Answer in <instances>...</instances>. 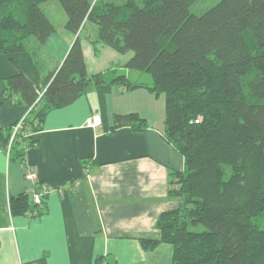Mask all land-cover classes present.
Listing matches in <instances>:
<instances>
[{"label":"trees","instance_id":"16d2710c","mask_svg":"<svg viewBox=\"0 0 264 264\" xmlns=\"http://www.w3.org/2000/svg\"><path fill=\"white\" fill-rule=\"evenodd\" d=\"M46 1L0 0V54L27 51L31 36L40 49L57 30L41 7ZM58 1L76 37L44 78L32 81L21 69L5 78L0 105L17 98L26 110L11 145L19 119L0 127V150L13 158L15 149L24 163L47 113L92 85L163 94L164 135L184 157L182 171L170 170L169 196L181 205L160 213V238L141 237L142 247L171 244L173 264H264V0H220L201 14L190 11L197 0ZM88 22L96 24L93 38L84 33ZM85 37L131 52L125 66L149 73L151 83L116 70L89 73ZM146 125L137 113L114 115L115 128ZM47 196L40 204L30 192L11 196L12 214H42Z\"/></svg>","mask_w":264,"mask_h":264},{"label":"crops","instance_id":"0c3cea01","mask_svg":"<svg viewBox=\"0 0 264 264\" xmlns=\"http://www.w3.org/2000/svg\"><path fill=\"white\" fill-rule=\"evenodd\" d=\"M66 19L40 49L32 41L27 51L0 54V101L5 78L18 69L35 81L61 65L76 37ZM95 33L92 26L88 34ZM83 49L89 73L116 70L151 83L143 71L125 66L131 52L95 46L87 37ZM17 101L0 105L4 130L26 110ZM132 112L146 120L144 129L114 127L115 114ZM92 114L101 115L100 126L86 125ZM165 115L163 94L117 84L92 85L72 104L48 112L26 153L39 182L51 189L36 216L12 214L10 197L30 192L32 184L20 157L0 150V264H96L99 257L109 264H173L171 244L146 250L139 241L160 238L158 216L181 205L169 196L170 170L182 171L184 157L165 138Z\"/></svg>","mask_w":264,"mask_h":264},{"label":"built area","instance_id":"2783aa9c","mask_svg":"<svg viewBox=\"0 0 264 264\" xmlns=\"http://www.w3.org/2000/svg\"><path fill=\"white\" fill-rule=\"evenodd\" d=\"M24 120H25V115L22 116L18 120V122L14 125L13 133L10 139V145L12 141L14 140L15 136L19 134V132L23 128ZM101 123H102V118L100 114H92L86 121V125L90 127L100 126ZM10 145H9V148H10ZM23 165L25 168V178L32 184L30 193H31L33 202L40 204L44 201L45 197L49 195V193L51 192V189L46 184L39 182L36 168L34 167V165L29 163L27 159L25 160ZM37 186L40 187L39 190H37Z\"/></svg>","mask_w":264,"mask_h":264},{"label":"rangeland","instance_id":"374dc122","mask_svg":"<svg viewBox=\"0 0 264 264\" xmlns=\"http://www.w3.org/2000/svg\"><path fill=\"white\" fill-rule=\"evenodd\" d=\"M219 1L220 0H197L196 2H194L190 6V11L192 13H195V14H201V13L205 12L208 8L217 4ZM41 7L48 14V16L52 19V21L57 25L60 24L66 16L64 9L62 8V6L58 0H50V1L43 2L41 4ZM92 26H96V24L93 22H88L86 25V28L84 30V33L89 32V30L91 29ZM32 41L37 42L36 37L31 36V37L27 38L25 43L29 47L34 43V42L32 43ZM40 53H42V51H40ZM93 54H94V52H93ZM103 55H105V52L101 53L100 56H103ZM39 67H43V66H39ZM41 71H43V70H41ZM144 74L151 77V75L147 72H144ZM43 75L44 74H42V76ZM140 81H145V80L141 79ZM15 154H16V150L13 149V157Z\"/></svg>","mask_w":264,"mask_h":264}]
</instances>
